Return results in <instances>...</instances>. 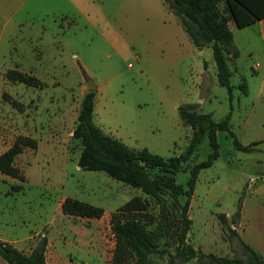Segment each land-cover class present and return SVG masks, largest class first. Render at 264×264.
Wrapping results in <instances>:
<instances>
[{
  "label": "rangeland",
  "instance_id": "1",
  "mask_svg": "<svg viewBox=\"0 0 264 264\" xmlns=\"http://www.w3.org/2000/svg\"><path fill=\"white\" fill-rule=\"evenodd\" d=\"M230 27L238 51L228 61L231 100L217 82L209 45L197 49L163 0H0V153L19 135L37 141L14 159L22 179L0 172V237L27 254L45 235L48 264L55 255L76 264H112L111 212L141 195L149 202L148 212L160 217L158 203L139 189L77 166L81 145L71 131L88 89H96L93 122L131 148L146 147L164 157L181 153L191 135L178 114V106L186 103L214 120L230 111L231 130L243 145L264 139V24L237 27L230 20ZM9 69L30 73L41 83L10 80ZM242 81L246 91L238 87ZM217 141L219 156L199 171L190 198L186 243L203 254L242 256L232 218L251 182L246 175L264 173V142L243 152L223 132ZM208 152L204 136L175 174L176 182L185 187L189 167ZM162 196L168 218L148 264H169L176 253L185 196ZM65 197L101 207L103 214H63ZM247 197L248 228L253 223L264 228V213L251 216L259 209ZM79 239L96 247L98 257L76 244ZM0 264L7 263L0 257ZM174 264L216 263L202 256L176 257Z\"/></svg>",
  "mask_w": 264,
  "mask_h": 264
},
{
  "label": "trees",
  "instance_id": "2",
  "mask_svg": "<svg viewBox=\"0 0 264 264\" xmlns=\"http://www.w3.org/2000/svg\"><path fill=\"white\" fill-rule=\"evenodd\" d=\"M168 9L178 17L182 27L197 49L209 45L216 68L217 82L225 87L228 97L232 99L230 76L232 70L228 61L237 57L238 51L233 46V35L228 22L233 20L237 27L251 25L264 18V0H163ZM223 5L220 7V3ZM84 74V70L82 69ZM6 77L30 86H39L41 81L34 75L9 69ZM238 87L246 91L245 82ZM96 89H88L80 102L76 124L71 136L78 139L81 149L77 158V166L85 170H101L112 178L139 189L152 197L159 205L161 215L158 218L148 212L149 202L141 195H134L117 207L109 216V225L114 237L112 264H148L149 253L157 251V241L164 231V222L168 218L162 193L173 199L185 196L180 205L177 226L176 253L169 258L174 264L175 258L186 261L193 257L207 256L216 264H264V258L248 243L237 236L242 249V256H217L213 253L197 252L186 243L191 219L188 216L190 198L193 194L198 173L210 167L219 156L217 132L225 131L231 138L233 146L243 152H250L255 145L264 139L241 144L230 126L229 111L225 117L214 120L209 113L196 110V105L186 103L178 106L179 117L191 129V135L184 150L169 157L149 151L146 147L131 148L123 141L102 131L93 122V105ZM206 136L209 147L208 155L189 167L185 187L176 182L175 174L187 162ZM36 139L19 135L12 144L0 153V172L11 177L22 179L20 169L14 159L25 147L35 148ZM165 191V192H164ZM63 214L79 217L99 218L103 209L72 197H65L60 203ZM240 206L237 207L232 222L236 223ZM47 237L45 235L35 242L25 254L11 243L0 240V257L7 264H47L45 251Z\"/></svg>",
  "mask_w": 264,
  "mask_h": 264
},
{
  "label": "crops",
  "instance_id": "3",
  "mask_svg": "<svg viewBox=\"0 0 264 264\" xmlns=\"http://www.w3.org/2000/svg\"><path fill=\"white\" fill-rule=\"evenodd\" d=\"M231 21H233V20H231ZM254 23H257L261 27L264 24V18L257 20ZM254 23H252V24H254ZM234 24H235V22H234ZM228 25H229V28L231 30L230 21L228 22ZM261 35H262V37H264L263 33H261ZM218 132H223L224 135H228L225 131H218ZM218 132H217V134H218ZM246 179L251 180V182L249 183V185L246 189V193L244 194V199L240 204L239 216L237 218V222L235 223L237 226L235 231L240 238H242L246 243H248L252 248H254L264 258V228L260 229L261 224H255V223H253L252 226L250 228H248V226H247L248 221H247L246 216H245V213H246L245 211L247 210L246 204H247L248 200L244 201L246 199V197L248 196L247 199L250 200L251 204L255 205V209H257V208L259 209V210H257V212H253V214L251 216H256L258 214V212L261 215L264 213V173H257L254 175L253 174L246 175ZM194 190H195V188H194ZM194 192L195 191H193V194H194ZM190 209H191V200H190V205H189V214H190ZM245 227L247 228L246 231H245ZM0 240L10 243V241H7L6 239H3L1 237H0ZM76 244L84 245L85 247H87V250L91 249L90 251L93 252L94 256L98 257L99 252H98L97 248L96 247L93 248L88 240L79 239L78 243H76ZM49 245H50V242H49V239H47L45 258H46V253L48 252ZM80 245H78L77 247H80ZM46 262H47V259H46ZM47 264H48V262H47ZM52 264H76V263H74L72 261V259L65 261L61 258V255H55L54 260H52Z\"/></svg>",
  "mask_w": 264,
  "mask_h": 264
},
{
  "label": "water",
  "instance_id": "4",
  "mask_svg": "<svg viewBox=\"0 0 264 264\" xmlns=\"http://www.w3.org/2000/svg\"><path fill=\"white\" fill-rule=\"evenodd\" d=\"M87 86H88V87H91V88H92V87H94V85H93V84H91V82H90V81H88V82H87Z\"/></svg>",
  "mask_w": 264,
  "mask_h": 264
}]
</instances>
